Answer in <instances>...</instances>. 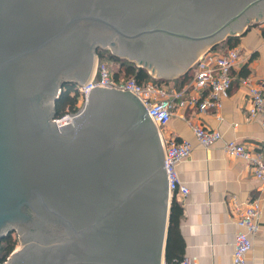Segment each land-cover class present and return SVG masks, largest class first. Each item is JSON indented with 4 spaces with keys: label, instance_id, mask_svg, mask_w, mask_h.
<instances>
[{
    "label": "water",
    "instance_id": "1",
    "mask_svg": "<svg viewBox=\"0 0 264 264\" xmlns=\"http://www.w3.org/2000/svg\"><path fill=\"white\" fill-rule=\"evenodd\" d=\"M264 22V0H0V264H166L172 197L163 139L132 93L94 88L58 127L66 83L98 50L157 79Z\"/></svg>",
    "mask_w": 264,
    "mask_h": 264
},
{
    "label": "crops",
    "instance_id": "2",
    "mask_svg": "<svg viewBox=\"0 0 264 264\" xmlns=\"http://www.w3.org/2000/svg\"><path fill=\"white\" fill-rule=\"evenodd\" d=\"M233 38L239 39L236 47L213 49L220 54L237 49L240 54L232 70L233 83L223 108L206 113L178 108L169 124L160 130L164 141L185 140L192 145L190 159L177 167L179 177L190 193L176 200L183 208L180 234L185 244L184 258H189L193 264H232L238 231L236 219L240 211L263 191V184L245 161L226 153L225 143L235 140L255 153H264L263 120L261 116L250 117L249 92L242 86L244 80L252 86L264 80V22L251 25ZM193 123L219 130L223 140L205 148L194 135ZM261 207V227L254 238L247 264H264V201Z\"/></svg>",
    "mask_w": 264,
    "mask_h": 264
},
{
    "label": "built area",
    "instance_id": "3",
    "mask_svg": "<svg viewBox=\"0 0 264 264\" xmlns=\"http://www.w3.org/2000/svg\"><path fill=\"white\" fill-rule=\"evenodd\" d=\"M239 59L240 54L237 49H231L226 54H220L213 49L208 50L192 65L190 82L183 88L171 90L152 82L139 84L135 79L118 77L116 75L118 70L113 71L107 64H100L98 60L92 78L86 84L76 87L81 97L79 110L76 113H68L62 118H55L54 121L58 127L71 123L88 103L90 92L94 88H114L124 93H132L145 106L159 131L169 124L178 108L184 111L198 110L200 113L210 110L218 112L223 108L224 100L229 97L233 83L232 70ZM242 86L249 92L250 117L261 116L264 124V80L257 86H252L248 80H244ZM191 126L198 142L205 148L213 147L223 140L219 130H212L196 123ZM163 145L171 197L185 198L190 190L182 183L177 167L190 159L192 145L188 141L177 142L174 139L163 140ZM225 151L229 156L245 161L253 175L263 184L261 195L249 202L236 219L238 231L235 236L232 264H247V257L254 247V238L261 227V203L264 201V153H255L235 140L225 143ZM179 264L193 263L189 258H183Z\"/></svg>",
    "mask_w": 264,
    "mask_h": 264
},
{
    "label": "trees",
    "instance_id": "4",
    "mask_svg": "<svg viewBox=\"0 0 264 264\" xmlns=\"http://www.w3.org/2000/svg\"><path fill=\"white\" fill-rule=\"evenodd\" d=\"M238 38H228L226 41L220 43L218 46L234 48L238 45ZM100 64H106V60L118 63V71L116 75L125 79H135L139 84L155 83L160 86H174L182 88L190 82L192 78V71L190 70L185 76L176 80L157 79L149 74L145 69L137 67L135 63L128 60H122L115 57L110 50H98ZM77 85L73 83H66L63 87L61 97L56 102L55 118H62L67 113H75L79 110L78 98L79 94L76 90ZM183 216V208L177 202L176 198L172 199L170 226L168 233V241L166 248V264H179L184 258L185 244L180 234V221ZM17 243L12 240V234L5 236L0 242V262L7 261L9 256L15 250Z\"/></svg>",
    "mask_w": 264,
    "mask_h": 264
},
{
    "label": "rangeland",
    "instance_id": "5",
    "mask_svg": "<svg viewBox=\"0 0 264 264\" xmlns=\"http://www.w3.org/2000/svg\"><path fill=\"white\" fill-rule=\"evenodd\" d=\"M105 62L110 67L111 70H113V71H117L118 70V63H116L114 61H110V60L109 61L106 60ZM165 80L170 81L171 79L170 80L169 79H165ZM166 87H168V86H166ZM174 88H177V87H174ZM171 89L172 88L169 87V90H171ZM80 103H81V97L79 96L78 105H80ZM10 234H12V240L17 243L15 250L12 252V254H13L16 250H19L20 248H22L24 246V243L22 241L23 240L22 237L25 235V232L24 231H20V230L17 229V230L11 231ZM10 256H9V258H10Z\"/></svg>",
    "mask_w": 264,
    "mask_h": 264
},
{
    "label": "bare ground",
    "instance_id": "6",
    "mask_svg": "<svg viewBox=\"0 0 264 264\" xmlns=\"http://www.w3.org/2000/svg\"><path fill=\"white\" fill-rule=\"evenodd\" d=\"M155 77V76H154Z\"/></svg>",
    "mask_w": 264,
    "mask_h": 264
}]
</instances>
